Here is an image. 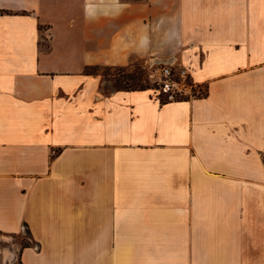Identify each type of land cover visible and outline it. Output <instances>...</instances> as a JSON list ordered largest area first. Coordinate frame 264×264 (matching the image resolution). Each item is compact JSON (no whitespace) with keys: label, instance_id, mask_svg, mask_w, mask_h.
<instances>
[{"label":"crops","instance_id":"1","mask_svg":"<svg viewBox=\"0 0 264 264\" xmlns=\"http://www.w3.org/2000/svg\"><path fill=\"white\" fill-rule=\"evenodd\" d=\"M171 56L205 95L85 72ZM8 234L18 264H264V0H0Z\"/></svg>","mask_w":264,"mask_h":264},{"label":"built area","instance_id":"2","mask_svg":"<svg viewBox=\"0 0 264 264\" xmlns=\"http://www.w3.org/2000/svg\"><path fill=\"white\" fill-rule=\"evenodd\" d=\"M144 63L146 80L151 84L153 99L158 103L187 101L206 94V85L194 81L190 69L175 57H150Z\"/></svg>","mask_w":264,"mask_h":264},{"label":"rangeland","instance_id":"3","mask_svg":"<svg viewBox=\"0 0 264 264\" xmlns=\"http://www.w3.org/2000/svg\"><path fill=\"white\" fill-rule=\"evenodd\" d=\"M46 43V41H43ZM94 73H101L106 78L104 89L113 91L115 89H146L151 91L152 86L146 80V69L144 61L134 63L128 66L118 67H94ZM19 238L16 235H0V253L5 251L8 253V258L3 260V264H18L17 257L12 254ZM25 242V240H23ZM3 248V249H2ZM2 249V250H1Z\"/></svg>","mask_w":264,"mask_h":264},{"label":"trees","instance_id":"4","mask_svg":"<svg viewBox=\"0 0 264 264\" xmlns=\"http://www.w3.org/2000/svg\"><path fill=\"white\" fill-rule=\"evenodd\" d=\"M94 67H99V66H88L85 70L86 73H94V71L92 70ZM107 67V66H104Z\"/></svg>","mask_w":264,"mask_h":264}]
</instances>
